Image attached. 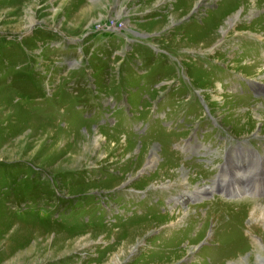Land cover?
Wrapping results in <instances>:
<instances>
[{
  "label": "rangeland",
  "instance_id": "374dc122",
  "mask_svg": "<svg viewBox=\"0 0 264 264\" xmlns=\"http://www.w3.org/2000/svg\"><path fill=\"white\" fill-rule=\"evenodd\" d=\"M255 155L264 0H0V264H264Z\"/></svg>",
  "mask_w": 264,
  "mask_h": 264
},
{
  "label": "bare ground",
  "instance_id": "6f19581e",
  "mask_svg": "<svg viewBox=\"0 0 264 264\" xmlns=\"http://www.w3.org/2000/svg\"><path fill=\"white\" fill-rule=\"evenodd\" d=\"M222 89L221 88H217V91H221ZM216 97V96H215ZM216 99H218V98H216ZM155 151V150H154ZM154 158V157H153ZM157 158V157H156ZM253 159H255V162L251 165V162L249 163V165H248V167H249V169L247 170V166L244 168L245 169V171H244V174H242L243 176L241 177V175L239 174V176L237 177V181H240V182H242V183H245V184H249V185H251V184H254V183H251V181H250V178L253 176V174H254V170H261V168H259V167H261L262 165H264V156L263 157H259V156H256L255 155V158H253ZM240 160H241V158H240ZM244 160H246L247 161V158L245 157V159ZM251 160V159H250ZM251 165V166H250ZM251 168V169H250ZM184 170V169H183ZM262 171V170H261ZM263 175V174H262ZM243 179V180H241V179ZM228 185V184H227ZM231 189H233L232 187H230ZM252 189H256L255 188V186L253 185L252 186ZM198 192V191H197ZM199 192H202V193H206L205 192V190L203 189L202 191H199ZM236 192V191H235ZM260 210V209H259ZM262 212V211H261ZM106 263V262H105ZM111 264V263H110Z\"/></svg>",
  "mask_w": 264,
  "mask_h": 264
},
{
  "label": "crops",
  "instance_id": "0c3cea01",
  "mask_svg": "<svg viewBox=\"0 0 264 264\" xmlns=\"http://www.w3.org/2000/svg\"><path fill=\"white\" fill-rule=\"evenodd\" d=\"M115 35V39L114 40H116V44H119V43H123V41H122V39H121V37H126V38H128V39H130V37H128L126 34H124V33H118V34H114ZM109 38V37H108ZM111 38H113V37H111ZM111 40H113V39H111ZM123 49H124V43H123ZM179 116H180V113H179ZM177 118V117H176Z\"/></svg>",
  "mask_w": 264,
  "mask_h": 264
}]
</instances>
